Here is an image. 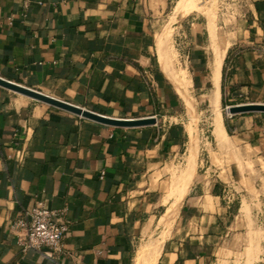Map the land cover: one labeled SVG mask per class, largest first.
Instances as JSON below:
<instances>
[{
	"label": "crops",
	"instance_id": "1",
	"mask_svg": "<svg viewBox=\"0 0 264 264\" xmlns=\"http://www.w3.org/2000/svg\"><path fill=\"white\" fill-rule=\"evenodd\" d=\"M25 3L0 0L1 78L101 115L155 117L156 124L106 126L0 87V264H134L138 246L175 204L164 201L167 184L189 150L181 96L156 43L173 0ZM244 3L243 28L226 45L222 66L227 106L264 104V0ZM197 18L181 58L194 85L210 63L212 76L213 64ZM227 125L228 139L212 132L199 140L172 236L154 237L157 264H217L243 206L241 195L231 213L233 153L252 162L264 188V113L231 115ZM37 206L58 210L68 224L59 259L24 252L11 228Z\"/></svg>",
	"mask_w": 264,
	"mask_h": 264
},
{
	"label": "rangeland",
	"instance_id": "2",
	"mask_svg": "<svg viewBox=\"0 0 264 264\" xmlns=\"http://www.w3.org/2000/svg\"><path fill=\"white\" fill-rule=\"evenodd\" d=\"M181 3H183V8L178 12L176 8ZM245 10L244 0H173L167 16L163 18L166 21L163 20L160 28L157 29V51L159 58H164L163 60L166 64L164 71L169 75V80L177 91V81L171 76L173 72H175L174 75L177 76V79H182L188 84L187 91L183 94L179 93L181 96V116L178 121L186 126L190 134L187 154L189 155L190 152L191 154L190 158L186 155L181 160V164L173 169L167 184L164 201L167 207L173 201L175 204L169 207L167 214L158 223V229L138 246L134 258L141 251L146 255L150 254L153 251V244H156L154 237L157 235L161 237V243L172 236V230H174L172 229V224L179 214L175 205L181 198L186 196L188 184L192 180L194 169L196 170L198 166L195 155L199 148V140L204 137H210V140L213 138V113L209 104L213 90L210 83L211 63L208 65L205 76L201 79H196L194 85L181 59L185 58L189 51L187 40L189 38L188 27L191 19L192 17H198L197 21L201 24L205 42L209 48L207 49L209 50L208 57L214 58V47L219 44L218 46L222 49H226V45L231 38L243 28ZM201 84L205 86L202 89L201 86L203 85ZM228 107L221 101L220 111L225 125L231 116ZM255 114H260V112ZM227 141L219 143L223 145ZM204 148L199 159V162L201 161L198 171L199 175H202L206 168L204 156L206 150ZM215 161L218 162L217 159ZM231 166L235 170L234 177L236 182L234 183L235 187H232L231 205L242 198L243 206L239 212L237 223L233 224L232 236L226 242L225 247L221 246L224 252H219L216 257L219 261L216 263L264 264V188L258 179L259 176L255 173L252 162L245 164L239 160L238 153H233L232 158L228 162V169ZM186 168L187 170L182 176ZM179 181L182 189L177 191ZM241 195L243 196L240 198ZM231 213L233 214L234 212ZM159 230L161 231L160 233H158Z\"/></svg>",
	"mask_w": 264,
	"mask_h": 264
},
{
	"label": "built area",
	"instance_id": "3",
	"mask_svg": "<svg viewBox=\"0 0 264 264\" xmlns=\"http://www.w3.org/2000/svg\"><path fill=\"white\" fill-rule=\"evenodd\" d=\"M31 1L26 0V6ZM11 228L19 233L18 244L24 252L46 250L52 259H59L64 253L68 224L60 222L58 210L37 206L25 217L14 221Z\"/></svg>",
	"mask_w": 264,
	"mask_h": 264
},
{
	"label": "water",
	"instance_id": "4",
	"mask_svg": "<svg viewBox=\"0 0 264 264\" xmlns=\"http://www.w3.org/2000/svg\"><path fill=\"white\" fill-rule=\"evenodd\" d=\"M0 87L15 92L17 94L23 95L35 101L48 104L52 107L61 109L76 116L106 126L119 127V128H137V127H144V126H150L156 124L155 117L125 119V118H113V117L101 115L96 112H92L90 110L81 108L74 104L62 101L55 97L46 95L42 92L14 83L12 81L6 80L1 77H0ZM228 109L230 115H239V114L256 113V112L264 113V104H241V105L229 106Z\"/></svg>",
	"mask_w": 264,
	"mask_h": 264
},
{
	"label": "bare ground",
	"instance_id": "5",
	"mask_svg": "<svg viewBox=\"0 0 264 264\" xmlns=\"http://www.w3.org/2000/svg\"><path fill=\"white\" fill-rule=\"evenodd\" d=\"M183 2V1H182ZM183 8V3L179 4L176 10L179 12ZM176 11V12H177ZM176 15V14H175ZM219 45V44H218ZM215 46L213 50V64H212V76H211V86L213 87L212 95L209 100L210 107L213 113V133L216 138L226 140L228 135L225 130V126L221 117L220 104H221V75L222 66L225 59L226 50L222 49L220 46ZM164 58H159L163 69L166 67ZM175 71V70H174ZM171 75L174 80L177 81L178 92L183 94L187 91L188 84L184 80L177 79V76ZM180 73V72H179ZM184 74V73H183ZM182 74V75H183ZM185 76V75H184ZM186 77V76H185ZM189 78V77H188ZM191 80V79H190ZM175 83V82H174ZM176 84V83H175ZM205 87V86H204ZM160 249L157 244H153V251L146 255L144 252H140L135 259L134 264H157L160 257Z\"/></svg>",
	"mask_w": 264,
	"mask_h": 264
},
{
	"label": "trees",
	"instance_id": "6",
	"mask_svg": "<svg viewBox=\"0 0 264 264\" xmlns=\"http://www.w3.org/2000/svg\"><path fill=\"white\" fill-rule=\"evenodd\" d=\"M223 82H224V74H223ZM223 82H222V92H223V86H224V85H223V84H224ZM223 103H224V101H223ZM226 106H227V105H226ZM225 126H226V128H227L228 133L231 134L228 125L226 124ZM239 206H240L239 201L233 203V204L231 205V212L236 213L237 210H238V208H239Z\"/></svg>",
	"mask_w": 264,
	"mask_h": 264
}]
</instances>
